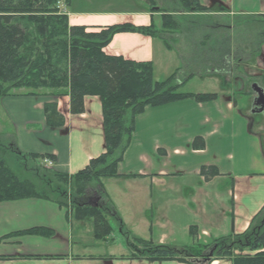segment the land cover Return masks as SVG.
I'll return each instance as SVG.
<instances>
[{"label":"crops","instance_id":"1","mask_svg":"<svg viewBox=\"0 0 264 264\" xmlns=\"http://www.w3.org/2000/svg\"><path fill=\"white\" fill-rule=\"evenodd\" d=\"M126 1L141 5V8L133 9L134 5L126 12L100 8V11L88 13L82 8L95 4L84 1L83 6L79 0H67V6L62 4V7L69 26L85 27L87 32H99L118 25L149 27L151 23L154 30H161L164 22L167 26L171 22L170 19L164 21L159 10L176 20L180 15L165 6L175 5V0H148L150 4L146 0ZM197 1L201 6L210 8V13L192 14L191 17L224 21L218 25V34L217 31H210L208 26L197 28L181 20V23L178 22L179 31L165 32L162 37L116 34L103 50L107 56L150 63L153 79L157 82L177 73V80L179 78L184 82L180 93L217 95L216 100L210 102L185 99L146 108L134 119L129 145L116 167L117 177L103 179L100 188L90 191L99 202L102 199L108 201L109 186L119 185L123 196L130 199L125 200L126 219L120 218L119 225L138 220L139 224L134 227L132 224L129 229L132 232L157 231L162 238L159 245H165L163 234L169 229L175 233L171 242L176 247L178 244H181L180 247L190 244V227H196L198 238L204 243L243 233L253 216L264 206V116L259 122L254 119V94L250 89L254 83L264 92L259 84L264 74V35L258 36V42L255 38L257 33L248 32L245 27L250 23L264 24V0ZM236 22L241 25L230 26ZM221 28L234 31L235 41L237 38L240 42L241 53L236 52L234 46L230 50V56L239 55L237 68L241 73L235 79L233 73L220 68L225 66L227 51L224 47L226 39L220 34ZM250 60L257 64L241 71ZM211 62H217L219 66L206 71V75L213 83L221 80L225 94H219L223 91H186L190 83L203 77L204 68L208 70ZM45 103L56 104L57 112L64 120L62 127L47 126L43 115ZM0 112L12 131L0 134V139L9 141L10 146L24 156H51L55 172L72 176L104 152L102 111L98 97H86L84 112L74 116L69 112L68 97L33 96L20 91L0 99ZM198 138L203 141L202 150L193 148V142ZM202 167H214L218 176L204 181L200 176ZM134 192L140 195L135 196ZM184 196L186 200L182 199ZM154 197L158 200H153ZM168 198L171 200H166ZM163 208L171 210L169 217L165 218ZM156 211L160 212L159 216ZM162 220L170 227L166 222L162 225L159 222ZM73 221L79 227L74 228ZM87 225L74 220L68 208L54 202L33 199L2 202L0 256L17 258L0 261V264H180L120 259L129 255H85L86 248L99 245V241L93 239L90 228L94 244L80 243L79 247H74V241L82 236L79 231ZM32 228L49 229L53 234L50 238L18 235ZM126 246L131 251L130 246ZM20 256H49L54 259H19ZM109 257L112 259L109 260ZM210 264L230 262L213 261Z\"/></svg>","mask_w":264,"mask_h":264},{"label":"trees","instance_id":"2","mask_svg":"<svg viewBox=\"0 0 264 264\" xmlns=\"http://www.w3.org/2000/svg\"><path fill=\"white\" fill-rule=\"evenodd\" d=\"M177 1L185 12L209 13L197 0ZM61 3L68 4L67 0H0V99L20 91L33 96L68 97L69 112L77 116L84 112L86 97H98L102 111L104 152L90 160L83 170L68 176L43 168L44 160L54 162L51 156H24L5 140L8 144L4 148L10 150L12 157L23 164L34 163L32 175L36 180L19 177L7 162L8 157L0 153V203L29 199L54 202L68 208L74 220L92 225L93 239L101 241L112 232L105 216H117L109 202L102 199L103 194L98 207L87 206L85 191L92 183L100 188L103 179L117 177L116 167L129 145L135 117L148 107L185 99L210 102L216 100L217 95L180 93L184 82L179 78L177 80V73L157 82L153 79L150 63H136L104 54L103 50L116 34L136 33L156 38L162 37L165 32L179 31L173 16L159 10L164 21L170 19L171 22L168 26L164 22L161 30H154L151 23L149 27L118 25L99 32H87L85 27L69 26L67 16L59 10ZM259 84L264 88V74ZM43 115L49 127L64 125L54 103L43 105ZM193 148L202 150L203 141L196 139ZM200 176L209 181L217 177L218 172L214 167H202ZM70 197V200L66 199ZM52 234L45 228L18 233L43 238H50ZM198 235L196 227H190V244L181 247L136 240L143 250L133 252L131 247L133 253L120 259L180 264H210L213 261L264 264V206L253 216L243 233L230 234L208 243L201 241ZM16 258L0 256V261ZM18 258L54 259L49 256Z\"/></svg>","mask_w":264,"mask_h":264},{"label":"rangeland","instance_id":"3","mask_svg":"<svg viewBox=\"0 0 264 264\" xmlns=\"http://www.w3.org/2000/svg\"><path fill=\"white\" fill-rule=\"evenodd\" d=\"M84 1L85 3L90 1L92 2L94 5H89L88 7H85L84 6ZM147 3L150 4V2H148V0H146ZM79 2L84 6V8H82L83 11L85 12H88V13H91L92 11H100V8H104V9H110V10H113V11H119V12H126V11H129V9L131 7H133V9H137L138 7L141 8V5L137 6L136 4H132L129 2H127L126 0H104V2L102 3V0H79ZM176 4L175 5H165L166 8H169L171 9L172 11H176V13L180 14L179 15V18H177V22L181 23V20L183 21H186L188 22L189 24H193L195 25V27L199 28L201 26H208L210 28V31H217L218 30V25L219 23L220 24H223V22H219L218 19L216 20L215 18H195V17H191L192 14H195V13H188V12H185L181 9L180 5H179V2L177 0L174 1ZM97 5V6H96ZM152 6V5H151ZM150 6V7H151ZM163 9V8H161ZM209 10V13H210V8L208 9ZM224 25H229L228 23H224ZM239 26L241 25V23L239 22H236L235 24L234 23H231V27L232 26ZM247 31L251 32L253 34L257 33V35H255L256 39L258 40V42L260 41V38H258V36L260 34L264 35V24H257V25H253V24H248L245 26ZM254 27V28H252ZM262 32V33H261ZM216 33V32H214ZM217 34H218V31H217ZM217 34H216V39H217ZM220 34L222 35V37H224L226 39V45L224 46L226 48V62H225V66L224 67H220V68H223L225 69L227 72H231V74L233 73L234 75V78H238L239 77V74L241 72L238 73V68H237V63H238V56L237 53L234 55V56H230V50H233V46H234V50L238 53H241L240 51V42L237 40L236 38V41H235V35H234V31H232L231 29H224V28H221L220 29ZM213 35V33H212ZM260 35V36H262ZM249 37V36H248ZM251 38H254L253 36H251ZM256 40V41H257ZM247 42L248 39L246 40ZM254 39L252 40V42L254 43ZM253 46H255L253 44ZM239 49V50H236ZM211 49V48H209ZM211 57V56H210ZM236 59V60H235ZM246 63V62H245ZM256 61L254 60H250L247 62L246 66H242V69L241 71H245L243 69H245L246 67H249V66H252V65H256ZM219 66V63L217 62H211L209 64V68L208 70L204 68L203 70V77L201 79H196L194 80L192 83H190L187 88H186V91L188 92H191V93H198L197 91H201L200 93H213V92H217L219 93L220 91H223V92H220L219 94L223 95L225 94V88H223L222 86V82L221 80H219L218 82L216 83H213L212 80L207 76L208 74L206 73V71H212V69H215ZM187 73V72H186ZM207 74V75H206ZM236 82H238V80L236 79L235 80ZM237 97V96H236ZM239 97V95H238ZM237 97V98H238ZM237 100V99H236ZM249 105V104H248ZM264 116V111L260 114H255L254 115V119L257 120V122H259ZM11 127L9 125V123L3 118V115L1 114L0 112V134L4 135V133H11ZM10 135V134H9ZM1 151L0 153L2 155L6 157H8V160L7 162L9 163L11 169L21 178H25V179H32L33 180H36L33 175H32V170H33V164L34 163H30V164H26L21 161H19L18 159H16L15 157H12L9 153H10V150H8L7 148H4L6 147V145L8 144L7 141H5L4 138H1ZM47 171V170H46ZM102 182V181H101ZM103 185L104 187L105 186V182L103 181ZM97 187L96 184L92 183L90 184L87 188H86V191H85V200H94V198L92 197V193L90 192L91 190L95 189ZM109 192H108V201L110 203V205L114 206L115 209L114 212H116L115 214H117L115 216H105L107 217L109 220V224L112 228V232L111 234L104 240V242L102 241H99V245L98 247L94 248V247H91L89 246L88 248H86V250L83 252V254L85 255H102L103 253L104 254H109V255H113V256H127L133 252H140L141 250H143V247L140 245V244H137L136 243V240H139V241H148V242H151L155 245H158L159 243V240L162 239L161 238V234L157 231H153V232H146V231H143V232H138V231H135V232H132L129 227L132 226L133 224V227L135 225H138L139 224V221L138 220H134L133 222L134 223H124V225L120 226L119 225V219L124 217L126 219V216H125V213H124V207L126 205L127 202H125V200H130V199H127L124 195V192L123 190L120 189L119 185H113V186H109ZM188 193V192H186ZM135 196H138L140 195L138 192H134L133 193ZM91 198V199H90ZM67 200H70V198H66ZM183 200H186L185 196L184 198H182ZM136 200H139L138 198H136ZM144 200H147V198H144ZM153 200H158L157 197H154ZM159 200H162V198H160ZM166 200H171V199H166ZM173 200H176L175 198H173ZM169 204V203H168ZM111 206V207H112ZM113 208V207H112ZM163 210V214H165V218L169 215H170V212L171 210L170 209H162ZM160 214V212L158 213V211H156V215ZM159 216V215H158ZM119 217V218H118ZM119 221H118V220ZM164 219V218H163ZM162 225L165 224L166 221L162 220V221H159ZM168 223V222H166ZM73 227L76 228L79 227V225H77V223H75L73 221ZM92 225H87V227H82L84 228L83 230H80L79 233L82 235L81 237H77V239L74 241V247H79V244L82 243V245H85L87 243L89 244H94V242L92 241V238H91V235L89 234L90 232V228L92 229L91 227ZM132 227V228H133ZM167 227H170L169 226V223L167 225ZM134 229V228H133ZM158 234V235H157ZM165 236V245H168V246H174V244H172V239H174L175 237V233L174 231H170L167 230L166 232H164L163 234ZM177 236V235H176ZM181 236V235H180ZM76 238V237H75ZM177 240H180V238H177ZM129 245L130 247L129 248H134V251H128L127 249V246L126 245ZM162 245V244H161ZM181 244H178L177 247H180ZM135 246H137V249H135ZM128 251V252H127Z\"/></svg>","mask_w":264,"mask_h":264},{"label":"water","instance_id":"4","mask_svg":"<svg viewBox=\"0 0 264 264\" xmlns=\"http://www.w3.org/2000/svg\"><path fill=\"white\" fill-rule=\"evenodd\" d=\"M252 92L256 96V98L253 100V106L256 107L255 111L253 113H261L264 111V93L263 90H261L256 84L252 86ZM96 207V205H93Z\"/></svg>","mask_w":264,"mask_h":264},{"label":"built area","instance_id":"5","mask_svg":"<svg viewBox=\"0 0 264 264\" xmlns=\"http://www.w3.org/2000/svg\"><path fill=\"white\" fill-rule=\"evenodd\" d=\"M48 166H50V164H48Z\"/></svg>","mask_w":264,"mask_h":264}]
</instances>
